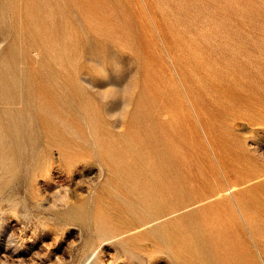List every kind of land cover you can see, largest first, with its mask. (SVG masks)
I'll use <instances>...</instances> for the list:
<instances>
[{
    "label": "rangeland",
    "instance_id": "1",
    "mask_svg": "<svg viewBox=\"0 0 264 264\" xmlns=\"http://www.w3.org/2000/svg\"><path fill=\"white\" fill-rule=\"evenodd\" d=\"M261 181L264 0H0V264H184L232 184L264 264Z\"/></svg>",
    "mask_w": 264,
    "mask_h": 264
},
{
    "label": "crops",
    "instance_id": "2",
    "mask_svg": "<svg viewBox=\"0 0 264 264\" xmlns=\"http://www.w3.org/2000/svg\"><path fill=\"white\" fill-rule=\"evenodd\" d=\"M245 191V188L240 189L237 184L227 185L217 191L212 201L202 209L196 208L189 212L188 217L194 214L200 217L198 222L187 220L185 223H178L180 226L184 224L189 232L184 238V241L188 243L187 249L178 251L183 254L181 256L189 258L185 262L181 261L182 263L238 264L241 262V242L236 236L233 219L244 220L248 217L247 208L242 199ZM209 211L214 213V216L210 217L214 222L211 229H208L207 225L201 221L207 219L206 212ZM229 211L231 213H228ZM209 233L213 239H209Z\"/></svg>",
    "mask_w": 264,
    "mask_h": 264
}]
</instances>
